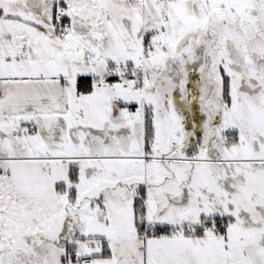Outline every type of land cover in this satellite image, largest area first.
<instances>
[{
	"label": "snow or ice",
	"instance_id": "6c2138e0",
	"mask_svg": "<svg viewBox=\"0 0 264 264\" xmlns=\"http://www.w3.org/2000/svg\"><path fill=\"white\" fill-rule=\"evenodd\" d=\"M0 264H264V0H0Z\"/></svg>",
	"mask_w": 264,
	"mask_h": 264
}]
</instances>
